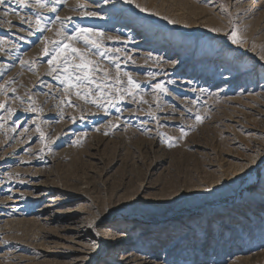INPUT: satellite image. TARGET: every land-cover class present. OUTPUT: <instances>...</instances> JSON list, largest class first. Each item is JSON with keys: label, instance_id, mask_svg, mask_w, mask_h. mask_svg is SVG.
I'll return each instance as SVG.
<instances>
[{"label": "rangeland", "instance_id": "374dc122", "mask_svg": "<svg viewBox=\"0 0 264 264\" xmlns=\"http://www.w3.org/2000/svg\"><path fill=\"white\" fill-rule=\"evenodd\" d=\"M0 22V264H71V215L99 235L82 264L109 229L164 264H264V0H5ZM81 28L103 92L48 63Z\"/></svg>", "mask_w": 264, "mask_h": 264}, {"label": "snow or ice", "instance_id": "6c2138e0", "mask_svg": "<svg viewBox=\"0 0 264 264\" xmlns=\"http://www.w3.org/2000/svg\"><path fill=\"white\" fill-rule=\"evenodd\" d=\"M5 0H0V4H3ZM21 5H26L28 0H17ZM55 2V0H54ZM131 2V0H130ZM48 4V0H36V5L40 8L46 7ZM140 8V11L145 12L147 9L140 7V5H136ZM82 7V6H81ZM50 11L55 12L56 8L51 7ZM86 15H91V13H85ZM167 19V17H165ZM170 23H175V21H169ZM41 19L39 16L36 18L35 26L36 30H41ZM212 31H219V29H212ZM103 34L93 33L91 29L81 28L78 29L74 36L68 38V42L60 45L55 50V54L52 59L48 61L50 65H55L56 67L52 68V71H56L57 68L62 64L63 65V74H64V82L66 83L67 89H80L81 85L87 81L88 83L95 84L96 88L103 92V88L100 83H97L94 79L95 73L97 71H104L105 77L108 75L107 70H102L98 68L96 62L88 57V48H78L74 46L73 41L82 40L85 45H91L93 48L101 49L103 48V44L98 42L97 39L92 38L93 36H102ZM229 39H231L233 44H242L244 42L243 37L239 34V29L233 27L230 31ZM111 39V37H108ZM48 49L45 47L44 54L47 55ZM103 55L104 53H99ZM264 60V56L261 57ZM117 69H119V65H117ZM128 76V88L126 91L129 95H131L134 90L139 88V84L133 80L131 75L125 73ZM74 81H78L79 83H75ZM107 85H105L106 87ZM160 92H165L166 89L162 84H156L154 86ZM76 95L82 99L86 98L88 95H91V90L85 88L84 94L81 95L79 90L76 91ZM96 103V100L92 101ZM4 105L0 104V108H3ZM9 112L12 110L9 109ZM196 120L198 122H202V117L200 115L196 116ZM183 132V130H181ZM186 135V133H184ZM169 146H172L171 144Z\"/></svg>", "mask_w": 264, "mask_h": 264}, {"label": "bare ground", "instance_id": "6f19581e", "mask_svg": "<svg viewBox=\"0 0 264 264\" xmlns=\"http://www.w3.org/2000/svg\"><path fill=\"white\" fill-rule=\"evenodd\" d=\"M263 100L264 99H262L261 102ZM261 106H263L264 108V104ZM260 111H262L261 116L264 117V110H260ZM31 184H32L31 185L32 190L29 196L32 200V203L37 204V212L43 213L47 209L55 207V204H53V202L56 201L55 199L54 201H52L53 198L45 200V196H46L44 194L45 191H40L38 189L40 185L38 183L35 184L32 182ZM3 202H8V201L7 200L5 201L3 198ZM13 202H17V201L15 200ZM15 207L16 205H12V206H9L8 209H11L12 211H14L15 209H17ZM55 213L58 214L57 212ZM67 213H70V212H63L61 214L64 215ZM240 213H243V211H240ZM68 218L69 219H67V222L65 223V229H63L65 231V234L60 237V240L71 251V257H72L71 264H82L90 256L91 249L89 248V245H92V243L98 239L99 235L94 232L89 231L88 228L83 225L85 221L84 222L81 221L82 218L81 219L79 217L75 218L73 215L69 216ZM43 220H47V218H43ZM230 226L231 224H229L227 227L230 228ZM104 234H105L104 236H106V243H107V249H108L105 260L108 262V264H164L162 261L155 258L153 255L143 254V253L140 255L136 254L133 248L130 247V245L132 244L131 242L132 237L129 235H125L123 231H120V230L118 231L117 229L116 230L109 229Z\"/></svg>", "mask_w": 264, "mask_h": 264}]
</instances>
